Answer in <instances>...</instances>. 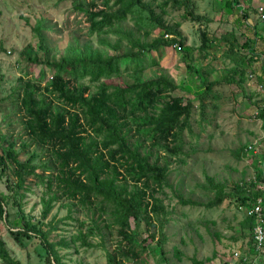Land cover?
I'll return each mask as SVG.
<instances>
[{
  "label": "rangeland",
  "instance_id": "1",
  "mask_svg": "<svg viewBox=\"0 0 264 264\" xmlns=\"http://www.w3.org/2000/svg\"><path fill=\"white\" fill-rule=\"evenodd\" d=\"M83 1L91 2L92 10L106 7L104 0ZM226 1L229 0H190L186 5L183 0H177V4L174 0H153L156 13L166 25L176 29L178 36L156 28L139 9L128 13L121 28H101L96 34L88 31L87 14L73 9L71 0H0V133L15 141L18 161L34 154L32 164L36 174L55 175L58 169L49 145L37 144L23 131L21 112L16 105L23 81H35L46 91L43 86L54 75V70L43 61L32 62L26 58L37 54L43 59L39 36L33 29L37 22L44 24L41 33L44 44L50 48V59L67 57L69 50L77 53L85 46L104 50L115 57L112 60L118 62L120 71L116 70L109 77L100 75L90 79L88 74L79 76L78 70L75 74L62 71L67 72L64 76L70 83L82 82L86 92H95L100 80L124 84L133 82L138 73L141 77L166 73L176 83L170 93L181 97L182 101H191V115L179 138L167 140L170 147L178 146L175 152L167 151L161 143L154 142L156 139L132 126L130 140H140L152 161L167 165L166 179L161 185L151 179H132L129 168L110 160L102 149L104 159L115 164L118 170L116 181L127 183L128 199H135L131 191L136 186L144 191L148 206L151 205L150 194L163 205L155 214L150 213L148 225L142 222L136 226L132 219L129 221L130 230L138 232L132 244L119 235L114 207L101 195L90 193L88 202L82 205L78 199H68L53 186V190H57L56 198L51 200L50 210L43 218L42 200L49 201L52 192L40 177L34 174L26 177L25 186L19 191L23 214L33 222L40 221L41 227L49 230V239L55 244L61 264H105L106 251L118 246L130 247L129 252L135 253L121 256L122 264H264V254L253 250L254 221L246 215L254 198L241 202L236 194L228 195L235 183L244 184L249 193L262 188L264 161L260 164L258 156L260 152L264 154V129L259 118L260 110L264 109V91L253 87L257 86V77L253 86L252 82L247 84L254 73L249 65L252 57L241 47L248 30L242 32L239 22L242 14L226 8ZM238 2L250 3L248 7L256 23L253 0ZM161 36L167 41L175 39L176 43L160 44L138 57L122 56L130 49L134 53L138 51L133 39L151 42ZM99 37L108 45L101 44ZM178 41H182L184 48L178 47ZM203 41L206 46L199 51ZM185 50L189 51L191 62L200 69L205 82L212 81L210 90L204 91L200 74L186 67L185 61L190 58L183 56ZM137 89L111 86L107 90L120 92L124 99L131 100ZM111 146L115 148V144ZM119 154L116 152L114 158L123 162ZM11 169L12 164L8 162L5 171L0 170V192L8 198L5 211L9 221L5 224L0 220V236L10 254L21 264H48L38 238L22 237L21 242H17L8 232V227L16 226L19 221L13 197L6 187L7 177L15 180ZM218 189H222L226 197L220 204L209 206ZM90 226L92 232L86 233ZM160 234L163 238L159 251L155 240ZM0 264L6 263L0 258Z\"/></svg>",
  "mask_w": 264,
  "mask_h": 264
},
{
  "label": "trees",
  "instance_id": "2",
  "mask_svg": "<svg viewBox=\"0 0 264 264\" xmlns=\"http://www.w3.org/2000/svg\"><path fill=\"white\" fill-rule=\"evenodd\" d=\"M105 8L92 10L93 4L86 3L83 0H71L73 9L83 11L89 19L88 31L100 33L101 28L120 27L127 18L128 13H133L139 9L144 13L148 21L154 24L156 28L162 31L174 33L178 36L176 29L165 24L162 17L154 10L153 0H104ZM190 0H183L187 5ZM177 4V0H174ZM235 8L238 0L226 1L225 5ZM189 14V13H188ZM246 13L243 14V17ZM43 22H37L33 29L39 36V47L43 51V59L33 56H26L32 62L43 61L47 67L54 70V75L45 84V89H41L40 84L32 80L23 81V87L17 95V110L21 112L20 123L23 131L28 134L37 144H48V150L54 162L58 164L57 173H47L38 175L34 171L32 164L34 154L20 162L16 158L14 150L15 141L0 133V170L2 172L7 168V163L12 164V173L15 180L7 177L6 187L11 192L13 204L17 210L19 219L16 226L8 227V232L17 241L21 242L22 237L38 238L44 248V258L48 264H61L55 244L49 239V230L41 227L40 221L33 222L25 218L21 209L20 200L22 194L19 192L25 186V179L30 174L40 177L45 183L47 189L52 192L49 201L42 200L43 218L50 210V202L56 198V191L53 186L58 187L68 199H78L82 205L88 202L89 194L101 195L107 202L114 207L115 223L119 224V235L124 240L132 244L137 237V230H130L129 221L132 219L135 225L142 222L150 223V213L155 214L163 209V205L150 194L151 205L144 201V191L133 186L132 191L135 199H128L127 183L116 181V166L104 159L105 149L110 160L120 162V165H126L129 168V174L132 179L140 181L152 180L155 184L161 185L166 179L167 165H161L156 160L150 159L149 152L142 149L141 141L130 140V132L134 129L140 133L149 134L156 139L154 142L161 143V146L167 151L175 152L177 145L173 148L169 146V138L176 140L185 127L191 115V101H182L181 97L172 95L170 91L176 88V83L166 74L160 73L157 76L141 77L140 73L135 76L133 82L121 84L116 81L100 80L97 83L95 92H86V86L82 82L70 83L65 78L67 72L76 73L79 76L88 74L90 79H96L100 75L109 77L116 70L120 71L118 62L112 60L115 58L106 54L104 50L85 46L81 51L73 53L69 50L68 56L57 60L50 59V48L44 44V36L41 33ZM169 35L168 33H165ZM132 36V35H131ZM104 38L99 37L101 42ZM106 41V40H105ZM102 41L101 44L108 42ZM133 43L138 46V51L134 53L131 49L122 56L132 55L138 57L143 51H150L160 44L168 45L176 43L175 39L167 41L162 36L154 38L151 42H139L133 39ZM236 43V41H234ZM181 48L182 41H178ZM247 46L250 43L245 40ZM206 44L203 41L198 50L200 51ZM186 67L200 74L201 71L195 67L189 51H184ZM78 68V69H76ZM64 69V70H63ZM135 71H140L136 70ZM201 77L200 82L203 90H210L212 81L205 82ZM116 88H138L135 97L131 100L124 99L120 92H108L109 87ZM86 92V93H85ZM259 118L262 120L264 129V109L259 112ZM100 135V138L93 136ZM98 135H97V133ZM101 132V134H100ZM115 144V148L111 145ZM21 143V146H24ZM119 152L120 159L114 158V154ZM43 164H48L42 162ZM72 164V165H71ZM55 165V164H54ZM46 166L54 167L52 164ZM262 173V169L259 170ZM82 175V177H81ZM208 180L212 179L208 177ZM263 181V178H262ZM221 188V187H220ZM218 189L214 198L209 202V206H215L222 202L226 194ZM244 184L235 183L233 190L229 194H236L241 202L249 201L254 195H262V188L252 193L247 192ZM184 203H194L191 200H182ZM196 203V202H195ZM8 206L7 195L0 192V220L5 224L9 223L8 213L5 211ZM5 212V214H4ZM249 228L252 227V220L249 219ZM248 221V219H246ZM92 227L86 229V233H91ZM162 234L155 240V245L161 249ZM118 246L105 253V264H122L121 256L134 255L129 249ZM120 249V251L116 250ZM119 254L120 257H116ZM0 258L6 264H21L18 259L12 256L0 236Z\"/></svg>",
  "mask_w": 264,
  "mask_h": 264
},
{
  "label": "crops",
  "instance_id": "3",
  "mask_svg": "<svg viewBox=\"0 0 264 264\" xmlns=\"http://www.w3.org/2000/svg\"><path fill=\"white\" fill-rule=\"evenodd\" d=\"M253 2L256 4V6H254V4L252 3V7L254 6L257 8V6L262 5L264 8V0H253ZM246 3L247 4L238 2L237 7L235 8H231V5L229 4V6H227L226 8L239 11L242 14V17L243 14L246 13V16L243 17L241 21H239L242 25V32H245L243 29L248 30V34L245 35L241 47L243 49H246L247 53H249L250 58L252 57L249 65L254 72L253 74H251L253 76V79L248 81L247 84H250L252 82L251 85L253 86V82H255L254 77H257V86H253L257 88L259 83L264 79V24L260 23L258 20L255 23L251 11L248 7L250 3ZM245 40H247L250 44L246 46L244 44ZM262 104H264V102ZM258 158L259 163L261 164V162L264 161L263 152H260Z\"/></svg>",
  "mask_w": 264,
  "mask_h": 264
},
{
  "label": "built area",
  "instance_id": "4",
  "mask_svg": "<svg viewBox=\"0 0 264 264\" xmlns=\"http://www.w3.org/2000/svg\"><path fill=\"white\" fill-rule=\"evenodd\" d=\"M257 19L264 24V8L258 6ZM168 37V36H165ZM180 45H178L179 47ZM258 88L264 90V79L260 82ZM257 113V112H255ZM252 148V146H249ZM253 202L248 205L246 215L253 219L252 247L256 254H264V199L262 195H255ZM238 256V252L235 253Z\"/></svg>",
  "mask_w": 264,
  "mask_h": 264
},
{
  "label": "water",
  "instance_id": "5",
  "mask_svg": "<svg viewBox=\"0 0 264 264\" xmlns=\"http://www.w3.org/2000/svg\"><path fill=\"white\" fill-rule=\"evenodd\" d=\"M263 164H264V162H263ZM262 189L264 191V166H263V184H262ZM53 264H56L54 260H53Z\"/></svg>",
  "mask_w": 264,
  "mask_h": 264
}]
</instances>
